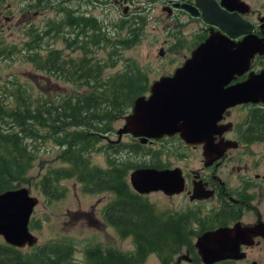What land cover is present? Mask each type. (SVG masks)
Returning a JSON list of instances; mask_svg holds the SVG:
<instances>
[{
  "label": "trees",
  "instance_id": "trees-1",
  "mask_svg": "<svg viewBox=\"0 0 264 264\" xmlns=\"http://www.w3.org/2000/svg\"><path fill=\"white\" fill-rule=\"evenodd\" d=\"M5 1L8 2L0 0V6ZM12 16L10 12L0 14V20L9 21ZM59 30L57 27L48 33L57 37ZM33 33L36 29L32 23L26 24L20 46L0 35V78L8 76L0 81V191L29 181L37 139L52 137L61 146L56 156L62 159V164L50 167L40 177L44 191L48 192L46 183L55 187L53 180L66 177L81 180L88 191L97 185L112 191L114 198L106 206L108 220L120 236H132L135 242L134 250L129 253L92 245L86 249L82 264H137L148 251L175 250L179 235L165 218L155 215L154 206L147 199L131 188L126 179L130 165L123 164L120 168L115 163L102 168L88 159L97 135L110 131V121L124 116L135 97L145 92L147 71L128 58L120 67L111 68L119 61L117 46L126 39H113L112 48L105 56L95 57L81 50L74 37L67 45L75 51L80 49L81 53L65 55L58 47H44L46 51L42 52L33 45L35 40L30 37ZM101 39L100 36L93 43L98 44ZM14 59L31 62L39 74L57 76L71 87L47 100L45 90L36 89L27 79L21 82L19 72H5L6 62ZM2 61L5 64L1 65ZM112 144L120 142L112 141ZM62 256L65 251L57 244L35 245L30 252L23 253L19 247L0 241V262L4 264H52L63 260L57 259Z\"/></svg>",
  "mask_w": 264,
  "mask_h": 264
},
{
  "label": "flooded vegetation",
  "instance_id": "flooded-vegetation-1",
  "mask_svg": "<svg viewBox=\"0 0 264 264\" xmlns=\"http://www.w3.org/2000/svg\"><path fill=\"white\" fill-rule=\"evenodd\" d=\"M91 1H100L99 5L115 2L126 16L131 5L143 0ZM145 1L147 5L155 0ZM205 3L210 6H203ZM213 4L230 13L235 20L240 18L249 22L251 29L237 32L238 28L231 26L230 29L235 32V35H231L226 27L206 17L204 12L207 11L211 16L217 15V7ZM3 5L0 6V14H8L10 5ZM161 8L173 20L172 29L177 35L169 40L162 39L159 54L166 55L174 49V54L180 52L184 57L180 64L165 74L173 73L181 66L211 32L225 34L235 43L242 41L247 34H254L264 45V13L247 0H162ZM182 18L186 20L187 31L181 28ZM262 70L264 47L254 52L247 70L234 73L222 89L242 82L251 72ZM257 92V96L241 100L220 97V101L230 102L222 109L216 129L211 131L212 142L209 146L201 142L187 143L178 131L172 135L148 137L144 141L130 132L123 133L134 139L130 143L126 142L128 145L151 148L172 139L186 149L197 150L200 155L196 160H184L182 163L147 159L131 166L127 180L131 188L143 198L148 194L159 193L169 200L168 207L154 208L155 215L165 218V222L179 235L175 250L148 251L137 264L145 262L149 255L157 257L161 264H264V95L263 89ZM149 93L148 85L145 94ZM122 135L119 137L117 134L113 141L120 142ZM146 151L154 155L149 148ZM144 168L173 169L176 178L179 172L181 187L177 190L173 187L170 192L163 188L143 192L135 190L130 174L135 169ZM96 188L97 192L106 190L99 185ZM113 198L112 195L100 207L102 220L112 226L106 206ZM152 206L156 207V204ZM202 236H205L206 244L201 241L200 249L199 239Z\"/></svg>",
  "mask_w": 264,
  "mask_h": 264
},
{
  "label": "rangeland",
  "instance_id": "rangeland-1",
  "mask_svg": "<svg viewBox=\"0 0 264 264\" xmlns=\"http://www.w3.org/2000/svg\"><path fill=\"white\" fill-rule=\"evenodd\" d=\"M247 1L258 6L264 13V0ZM99 2L94 3L91 0H8L3 6L9 3V10L13 16L9 21H4L3 18L0 20V35L5 40L17 42L20 46L24 39L23 28L26 24L32 23L36 33L30 37L33 36L35 40L33 45L40 51L45 52L44 47H58L65 55L81 53V50H84L89 51L95 57H104L106 52L112 48L113 39H126L124 44L117 46L116 58L119 61L111 68H118L125 64L127 58L134 60L137 65L147 71L148 84L182 62L184 58L182 53L174 54V49L171 50L172 53L159 54L162 39L169 40L177 35V32L172 29L173 20H170L166 10L161 8L162 0H155L147 5L145 0L139 1L135 3L136 5L129 7V13L126 16L115 2L101 5L98 4ZM57 27L60 29V34L57 37H51L48 31ZM181 28L186 30L184 18H182ZM61 35L67 37L68 40ZM100 36L101 41L94 44L93 41ZM73 37L81 50L75 51L67 45V41L72 40ZM2 64L5 62L2 61ZM6 64L5 72L12 70L19 72L20 81L24 82V79H27L26 81L36 89L45 90L47 100L71 87L68 81L57 76L49 77L39 74L31 62L14 59ZM7 77L4 75L0 81ZM123 121V116L113 119L110 121L112 129L97 135L94 148L88 154L92 165L106 168L117 163L121 168L123 164H129L130 166L126 169V178L129 180L128 174L131 166L143 160H171L173 163H182L184 160H196L200 157L197 150L186 149L172 139L165 140L163 145L157 144L159 146L156 147H138L126 144L134 139L128 134H123L120 144L113 145L112 141L117 138L115 130L123 124ZM53 140L52 137H45L41 141L37 139V147L33 150L35 159L29 172L30 179L18 184V186H28L30 194L38 198L29 221L30 231L37 236L36 244L38 246L47 243L49 246L57 244L58 248L65 251V256L57 258L63 260L52 264H82L86 259V249L95 244L105 249L132 252L135 248L132 236H120L115 226L107 225L102 220L100 207L112 195L114 196L113 192L108 190L97 192L96 188L92 191L85 190L81 180L73 177L53 180L55 187L46 183L45 188L48 192L44 191L39 183L40 177L50 167L62 164V159L56 156L61 146L55 144ZM175 147L177 150H174ZM147 148L152 150L154 155L148 153ZM143 199H148L152 204L155 203V209L166 208L170 203L159 193L148 194ZM0 241L5 242L2 235H0ZM33 247V245H24L20 249L25 253L30 252ZM140 264L161 263L157 257L149 255L147 260Z\"/></svg>",
  "mask_w": 264,
  "mask_h": 264
},
{
  "label": "water",
  "instance_id": "water-1",
  "mask_svg": "<svg viewBox=\"0 0 264 264\" xmlns=\"http://www.w3.org/2000/svg\"><path fill=\"white\" fill-rule=\"evenodd\" d=\"M203 6L210 5L205 3ZM204 13L212 22L230 30L231 35H235L231 26L238 28L237 32L251 29L249 22L240 18L235 20L230 13L218 7L215 16L208 11ZM255 37L247 34L242 41L235 43L225 34L211 32L172 74H162L154 79L149 85L148 95L135 97L131 111L117 129L118 136L130 132L144 141L148 137L172 135L178 131L187 143L211 145V131L216 129L222 109L230 102L220 101V97L227 100L252 98L257 96L258 89H263L264 95V70L251 72L242 82L222 89L234 73L247 70L254 52L264 47ZM130 181L140 192L158 188L170 192L182 184L179 172L176 178L173 169L156 168L135 169L130 174ZM37 201L38 198L30 194L29 187L25 185L0 191V235L5 241L17 246L37 242V236L28 226ZM200 242L206 244L205 236L199 239L201 249Z\"/></svg>",
  "mask_w": 264,
  "mask_h": 264
}]
</instances>
